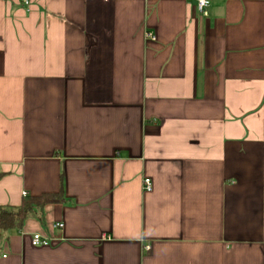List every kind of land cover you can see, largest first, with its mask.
Here are the masks:
<instances>
[{
  "label": "crops",
  "instance_id": "crops-1",
  "mask_svg": "<svg viewBox=\"0 0 264 264\" xmlns=\"http://www.w3.org/2000/svg\"><path fill=\"white\" fill-rule=\"evenodd\" d=\"M206 11L0 0V206L60 200L0 264H264V1Z\"/></svg>",
  "mask_w": 264,
  "mask_h": 264
},
{
  "label": "trees",
  "instance_id": "trees-1",
  "mask_svg": "<svg viewBox=\"0 0 264 264\" xmlns=\"http://www.w3.org/2000/svg\"><path fill=\"white\" fill-rule=\"evenodd\" d=\"M57 195L45 194L26 197L20 207L0 206V231L9 232L22 229L25 220L38 209L49 203L59 202Z\"/></svg>",
  "mask_w": 264,
  "mask_h": 264
},
{
  "label": "built area",
  "instance_id": "built-area-1",
  "mask_svg": "<svg viewBox=\"0 0 264 264\" xmlns=\"http://www.w3.org/2000/svg\"><path fill=\"white\" fill-rule=\"evenodd\" d=\"M21 3L24 4L27 8L30 7L32 0H19ZM211 0H195L196 6L199 12L203 13L204 15L207 14L206 9L209 7ZM264 1V0H263ZM147 38L151 40H155V37L151 34H147ZM144 189L146 191H151L152 189V183L150 179L144 180ZM24 196L27 195L26 193H23ZM57 228H63L64 225L61 223H58L56 225ZM32 245L35 247H41V246H49L50 245V239L47 237L42 236L41 234H34L32 237Z\"/></svg>",
  "mask_w": 264,
  "mask_h": 264
}]
</instances>
